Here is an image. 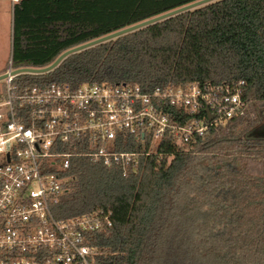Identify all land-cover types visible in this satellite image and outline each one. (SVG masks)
<instances>
[{"label": "trees", "instance_id": "obj_1", "mask_svg": "<svg viewBox=\"0 0 264 264\" xmlns=\"http://www.w3.org/2000/svg\"><path fill=\"white\" fill-rule=\"evenodd\" d=\"M198 0H18L13 68L62 53ZM244 81L242 116L118 166L73 158L58 218L112 210L92 234L101 264H264V0H215L20 73V92L57 82L157 87ZM183 121V120H181ZM247 134V136H246ZM122 150H140L128 137Z\"/></svg>", "mask_w": 264, "mask_h": 264}, {"label": "built area", "instance_id": "obj_2", "mask_svg": "<svg viewBox=\"0 0 264 264\" xmlns=\"http://www.w3.org/2000/svg\"><path fill=\"white\" fill-rule=\"evenodd\" d=\"M18 1V0H14ZM10 60L0 91V264H101L92 234L113 225L112 210L58 218L72 160L118 166L158 154L242 116L244 81L157 87L52 82L20 92ZM213 115V118H210ZM183 120V121H181ZM140 150H122L127 138Z\"/></svg>", "mask_w": 264, "mask_h": 264}, {"label": "water", "instance_id": "obj_3", "mask_svg": "<svg viewBox=\"0 0 264 264\" xmlns=\"http://www.w3.org/2000/svg\"><path fill=\"white\" fill-rule=\"evenodd\" d=\"M212 1H215V0H198V1H195L193 3L187 4L185 6L179 7L177 9L171 10L169 12L163 13L161 15L155 16L153 18H150V19H147L145 21L139 22L137 24L131 25L129 27L123 28V29L118 30L116 32H113V33H110V34L105 35L103 37H100V38H97L95 40H92L90 42H87V43H84L82 45H79V46H76L74 48H71V49L65 51L64 53H62L49 66H46V67H43V68H31V67L17 68V69H15L13 71V73L14 74H18V73H26V72L27 73H43V72H48V71L52 70L54 67H56L66 56H68V55H70L72 53L78 52L80 50H83L85 48L94 46L96 44H99V43H102V42H105V41H108V40H111L113 38H116L118 36L127 34V33L132 32V31H135V30L140 29L142 27H145L147 25H150V24H153L155 22L164 20V19L169 18L171 16H175V15H177L179 13H182V12H185L187 10H191L193 8H197L199 6L208 4V3L212 2ZM6 77H7V74L6 73L5 74H2V75H0V80L1 79H4ZM210 118L212 119L213 118V115H210ZM246 136H247V134H246Z\"/></svg>", "mask_w": 264, "mask_h": 264}, {"label": "rangeland", "instance_id": "obj_4", "mask_svg": "<svg viewBox=\"0 0 264 264\" xmlns=\"http://www.w3.org/2000/svg\"><path fill=\"white\" fill-rule=\"evenodd\" d=\"M12 0H0V75L9 68L12 46ZM5 78L0 80V91Z\"/></svg>", "mask_w": 264, "mask_h": 264}, {"label": "crops", "instance_id": "obj_5", "mask_svg": "<svg viewBox=\"0 0 264 264\" xmlns=\"http://www.w3.org/2000/svg\"><path fill=\"white\" fill-rule=\"evenodd\" d=\"M17 1L12 0V4L14 5V3ZM12 17H13V6H12Z\"/></svg>", "mask_w": 264, "mask_h": 264}]
</instances>
